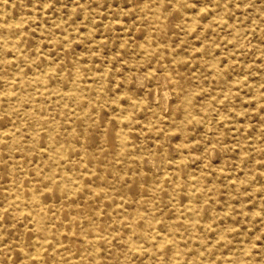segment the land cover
I'll use <instances>...</instances> for the list:
<instances>
[{
  "label": "rangeland",
  "instance_id": "1",
  "mask_svg": "<svg viewBox=\"0 0 264 264\" xmlns=\"http://www.w3.org/2000/svg\"><path fill=\"white\" fill-rule=\"evenodd\" d=\"M0 133V264H264V0H0Z\"/></svg>",
  "mask_w": 264,
  "mask_h": 264
},
{
  "label": "bare ground",
  "instance_id": "2",
  "mask_svg": "<svg viewBox=\"0 0 264 264\" xmlns=\"http://www.w3.org/2000/svg\"><path fill=\"white\" fill-rule=\"evenodd\" d=\"M9 7V6H8ZM8 9V8H7ZM2 10V9H1ZM10 11V10H9ZM18 15V14H17ZM15 18H17V17H15ZM15 22V21H14ZM21 31V30H20ZM20 33V32H19ZM17 35V34H16ZM18 37V36H17ZM19 46V45H18ZM19 49V48H18ZM38 54V53H37ZM204 60V59H203ZM205 61V60H204ZM48 66H49V64H48ZM45 67V66H44ZM45 69V68H44ZM45 71V70H44ZM12 74V73H11ZM14 74V73H13ZM10 78H12V77H10ZM253 87V86H252ZM125 112V111H124ZM123 115V114H122ZM1 134V133H0ZM59 154V153H58ZM65 154V153H64ZM192 178H194V177H192ZM192 193V192H191ZM137 242V241H136ZM138 245V244H137ZM145 247V246H144ZM36 248V247H35ZM41 248V247H40ZM40 251V250H39ZM32 255V254H31ZM29 256H30V254H29ZM252 263V262H251Z\"/></svg>",
  "mask_w": 264,
  "mask_h": 264
}]
</instances>
